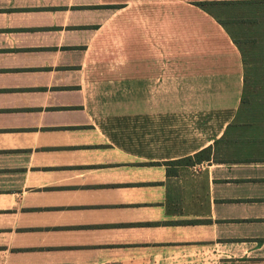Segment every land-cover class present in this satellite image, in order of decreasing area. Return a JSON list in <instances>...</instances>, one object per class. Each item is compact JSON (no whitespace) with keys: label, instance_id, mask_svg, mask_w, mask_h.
<instances>
[{"label":"crops","instance_id":"crops-1","mask_svg":"<svg viewBox=\"0 0 264 264\" xmlns=\"http://www.w3.org/2000/svg\"><path fill=\"white\" fill-rule=\"evenodd\" d=\"M260 23L264 0H0V264H264L229 34Z\"/></svg>","mask_w":264,"mask_h":264},{"label":"rangeland","instance_id":"rangeland-1","mask_svg":"<svg viewBox=\"0 0 264 264\" xmlns=\"http://www.w3.org/2000/svg\"><path fill=\"white\" fill-rule=\"evenodd\" d=\"M262 25L264 24L260 23V26ZM247 26L250 29L229 32L239 41L249 80L247 89L249 101L239 108L236 116L238 120L264 118V29L252 30L253 25L248 24ZM111 65L120 66V64H97V70H100L98 75L103 77L104 71L107 70L106 67H111ZM113 96L120 97V95Z\"/></svg>","mask_w":264,"mask_h":264},{"label":"trees","instance_id":"trees-1","mask_svg":"<svg viewBox=\"0 0 264 264\" xmlns=\"http://www.w3.org/2000/svg\"><path fill=\"white\" fill-rule=\"evenodd\" d=\"M230 34V33H229ZM230 36L232 37V35L230 34ZM233 42L238 46V48L240 49L239 46V41L237 39H235L234 37H232ZM241 52V49H240ZM241 58H242V63H243V87H242V95H241V106L246 104L249 101V94L247 92V89L249 87V80L247 77V69L245 68V59L243 58V55L241 54ZM212 153V148L211 146H207L201 150H199L198 152H196L194 155L192 156H188L185 158H181V159H177V160H173L170 161L169 163L166 164H172V165H192L194 164V162H200V161H205V160H209L210 156ZM197 220H187V221H183L182 223H197ZM181 223V222H179ZM139 224H152V223H139Z\"/></svg>","mask_w":264,"mask_h":264}]
</instances>
